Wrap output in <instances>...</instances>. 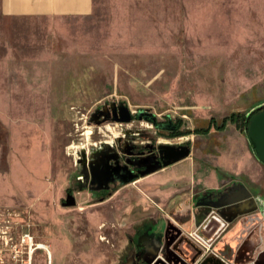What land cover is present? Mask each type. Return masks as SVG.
Here are the masks:
<instances>
[{"label": "rangeland", "instance_id": "1", "mask_svg": "<svg viewBox=\"0 0 264 264\" xmlns=\"http://www.w3.org/2000/svg\"><path fill=\"white\" fill-rule=\"evenodd\" d=\"M263 101L264 0L0 11V264H48L41 248L29 257L36 243L49 246L51 264H119L131 249L138 254L143 235L158 239L170 264L176 240L186 263L227 264L218 252L225 242L241 260L247 231L263 219L249 199L264 168L246 126L226 121L172 137L156 128L179 118L191 130L231 111L249 117ZM93 149L95 164L110 168L98 184L106 195L76 178ZM240 186L248 199L216 205Z\"/></svg>", "mask_w": 264, "mask_h": 264}, {"label": "crops", "instance_id": "2", "mask_svg": "<svg viewBox=\"0 0 264 264\" xmlns=\"http://www.w3.org/2000/svg\"><path fill=\"white\" fill-rule=\"evenodd\" d=\"M91 7L92 0H0V11L10 15L83 14L88 13ZM172 175L174 173L169 172L166 177ZM219 177L222 180V176ZM260 191L261 188H258L253 195L258 194ZM262 217L263 219H256L254 225L252 224L247 231V236L242 241L244 247L237 251V258L244 259L251 256L264 246V214H262ZM252 238L254 243H252ZM224 246L232 248V244L228 242H225Z\"/></svg>", "mask_w": 264, "mask_h": 264}, {"label": "flooded vegetation", "instance_id": "3", "mask_svg": "<svg viewBox=\"0 0 264 264\" xmlns=\"http://www.w3.org/2000/svg\"><path fill=\"white\" fill-rule=\"evenodd\" d=\"M167 128L168 127H164V128L158 127L156 128L157 129L156 131H158L157 133L160 134L159 133V131H161L160 129L167 130ZM89 151H90L89 155L90 156L93 155L94 158L87 160L85 167H82V170L81 169L79 170L80 175L79 176L77 175L76 178L80 182H84V180H87L86 182L87 185L91 187L94 192L101 193V195H106L107 188L103 186H98V184L100 182L107 181L110 178L108 174V169L110 168L108 164L104 162L102 163L100 162L98 165L95 164V160L100 157V155H98V151H99L98 149H93ZM96 153H97V156L95 157ZM87 171L88 173H90V177L86 176L85 173H87ZM118 175H120V173H118ZM120 176H122V174ZM204 197H207V196H204ZM157 242H158V239H155L154 236L143 235L141 238H139L140 248L138 250V254L134 256L135 251L131 249L129 253L125 256V258L119 264H167L166 263L167 261L165 260L163 255L168 257L169 254L163 251V249H159V246H157ZM36 244H34L32 248L29 247L30 248L28 251L29 257L31 256L32 251L36 249L35 248ZM221 249H222L221 251L224 252L225 254H228V252L231 251V248L229 246H226V247L223 246ZM174 255L176 257L177 264H195L196 262L195 260H193L192 262L190 260V262L186 263L185 258H189V256L186 252L182 250H179L178 253L175 252ZM146 259H148V261H145Z\"/></svg>", "mask_w": 264, "mask_h": 264}, {"label": "water", "instance_id": "4", "mask_svg": "<svg viewBox=\"0 0 264 264\" xmlns=\"http://www.w3.org/2000/svg\"><path fill=\"white\" fill-rule=\"evenodd\" d=\"M256 108L257 110L251 113L248 117L245 136L247 138V141L250 144L252 154L263 165V168H264V101L261 102L259 105H257ZM127 118H128V115L126 112H124L120 116L121 120H125ZM170 160L171 158L168 159L167 161H170ZM158 166L159 164L152 165L149 168H147L144 172L153 170L154 168ZM240 188H241L242 193L237 194V195L236 194L232 195L231 198H228L227 200L218 201L216 202V205H220L222 203H227L231 201H236L238 199H243V197H246L248 199V195H249L248 191L243 186H240ZM249 199H251V201L253 202L254 207H257L258 211H260L261 214H264V185L258 194L252 195V197ZM198 216L200 218L201 214L200 213L193 214L194 220ZM228 219L230 220L231 218H228ZM177 242L178 240H176L175 243ZM175 243L172 244V247L176 249L177 251H179V248L176 247ZM233 251L234 250H231V252L226 255L222 251H218V252L222 256H225L227 260H230V262L235 263V264H264V257H263L264 256V246L261 247L259 250H257L255 254H252L251 256H248L244 259L242 258L241 260L235 259L233 257ZM163 257L165 258V260H167L166 256L163 255ZM199 264H202V263H199Z\"/></svg>", "mask_w": 264, "mask_h": 264}, {"label": "trees", "instance_id": "5", "mask_svg": "<svg viewBox=\"0 0 264 264\" xmlns=\"http://www.w3.org/2000/svg\"><path fill=\"white\" fill-rule=\"evenodd\" d=\"M255 110H257V108L253 109L251 112H253ZM247 117H248V115H245L242 112L231 111L226 116H223L220 119V121H218V122L212 118H209L207 120L205 126L194 127L191 130L180 129L179 128L180 120H179V118H177L176 123L172 124V126L167 128L166 134L170 137L182 135V134H185V133H188L191 131L203 134V133H207L210 126H212L215 130L223 129L226 121H229L230 123H232L235 126V128L244 132L246 122H247Z\"/></svg>", "mask_w": 264, "mask_h": 264}, {"label": "bare ground", "instance_id": "6", "mask_svg": "<svg viewBox=\"0 0 264 264\" xmlns=\"http://www.w3.org/2000/svg\"><path fill=\"white\" fill-rule=\"evenodd\" d=\"M26 238H23L22 240L24 242H30V239L28 236H25ZM36 249L37 248H41L43 249L46 253H47V257H48V264H51V259H52V253H51V250L49 249V246H47L46 244H43V243H37L36 244Z\"/></svg>", "mask_w": 264, "mask_h": 264}, {"label": "built area", "instance_id": "7", "mask_svg": "<svg viewBox=\"0 0 264 264\" xmlns=\"http://www.w3.org/2000/svg\"><path fill=\"white\" fill-rule=\"evenodd\" d=\"M191 234H193L192 236H190L194 241H196L197 243H199L200 241L201 242H203V243H205V241L202 239V237H200L197 233H196V231L195 230H193V231H191ZM21 239H23V236H22V238ZM29 239H30V241H31V238L29 237ZM200 242V243H201ZM199 243V244H200ZM205 245L208 247L209 246V243H205ZM167 263V262H166ZM168 264V263H167ZM227 264H235V263H232V262H228Z\"/></svg>", "mask_w": 264, "mask_h": 264}]
</instances>
